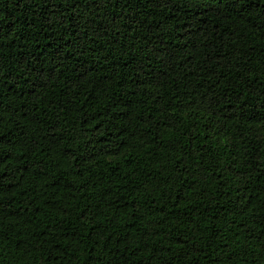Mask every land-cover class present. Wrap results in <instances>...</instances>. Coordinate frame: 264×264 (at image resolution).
I'll list each match as a JSON object with an SVG mask.
<instances>
[{
	"label": "trees",
	"instance_id": "1",
	"mask_svg": "<svg viewBox=\"0 0 264 264\" xmlns=\"http://www.w3.org/2000/svg\"><path fill=\"white\" fill-rule=\"evenodd\" d=\"M0 264H264V0H0Z\"/></svg>",
	"mask_w": 264,
	"mask_h": 264
}]
</instances>
